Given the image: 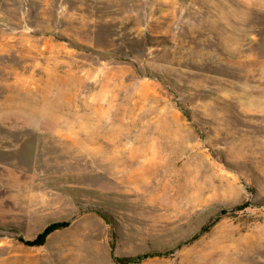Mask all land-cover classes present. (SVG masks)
<instances>
[{
	"label": "rangeland",
	"instance_id": "rangeland-1",
	"mask_svg": "<svg viewBox=\"0 0 264 264\" xmlns=\"http://www.w3.org/2000/svg\"><path fill=\"white\" fill-rule=\"evenodd\" d=\"M213 241L264 264V0H0V264Z\"/></svg>",
	"mask_w": 264,
	"mask_h": 264
},
{
	"label": "bare ground",
	"instance_id": "bare-ground-1",
	"mask_svg": "<svg viewBox=\"0 0 264 264\" xmlns=\"http://www.w3.org/2000/svg\"><path fill=\"white\" fill-rule=\"evenodd\" d=\"M158 187V186H157ZM166 187V186H165ZM164 187V188H165ZM152 188V187H151ZM155 189V188H154ZM166 189V188H165ZM190 188H188L189 190ZM192 189V188H191ZM148 190V189H147ZM164 190V189H163ZM187 190V191H188ZM153 191V189H152ZM168 191V190H167ZM159 192V191H158ZM174 192V191H173ZM189 192V191H188ZM192 192V190H191ZM197 192V191H196ZM151 193H154L151 192ZM198 193V192H197ZM147 194V193H146ZM157 194V193H156ZM160 194V193H159ZM177 194V193H176ZM188 194H191V193H188ZM152 195V194H151ZM175 195V194H174ZM186 195H187V192H186ZM185 195V196H186ZM203 195V194H202ZM179 196V194H178ZM183 196H184V193H183ZM188 196H191V195H188ZM199 196V195H198ZM180 197V196H179ZM187 197V196H186ZM33 198V197H32ZM37 198V197H35ZM176 198V197H175ZM178 198V197H177ZM176 198V199H177ZM183 198V197H182ZM185 198V197H184ZM183 198V199H184ZM197 198V197H196ZM195 198V200H196ZM198 199V198H197ZM206 199V198H205ZM36 200V199H34ZM40 200V199H39ZM37 200V201H39ZM181 200V199H180ZM189 200V199H188ZM194 199L193 200H189L188 203L185 202V204H182L181 207L182 208H172V210H168V214L169 215H166L164 212L162 213H158V215H163V216H166L167 218H161L160 219H152V218H148L147 219V224H148V228L150 230H153V231H156L155 233L156 234H165V233H168L170 232V230H172L173 228L176 227L177 225V222L179 220H181L182 218H184L186 216V213H188L187 211L188 210H191V208L194 206L195 201ZM187 201V200H186ZM199 201H200V198H199ZM34 202V201H33ZM36 202V201H35ZM34 202V203H35ZM180 202V201H179ZM39 203V202H38ZM37 203V204H38ZM20 204V203H18ZM198 204V203H197ZM36 205V204H35ZM158 206V205H157ZM39 207V206H38ZM155 207V206H154ZM177 207V205H176ZM153 208V207H152ZM194 208V207H193ZM162 209V208H161ZM167 210V209H166ZM32 211V210H31ZM152 211V210H151ZM158 211V210H157ZM154 212V211H153ZM191 212V211H190ZM155 213V212H154ZM191 214V213H190ZM136 216V215H135ZM158 217V216H157ZM171 217V219H170ZM134 222V221H133ZM139 222V221H138ZM131 224V223H130ZM181 224V223H180ZM142 226V225H141ZM132 227L134 228L135 226L132 225ZM139 227V226H138ZM220 227V226H219ZM132 228V229H133ZM177 229V228H176ZM220 230V229H219ZM140 231V230H139ZM223 231V230H222ZM221 232V231H220ZM147 233V232H145ZM206 235V234H205ZM208 235V234H207ZM150 236V235H149ZM223 237H225L226 235H223ZM205 237V236H204ZM227 237V236H226ZM233 237V236H232ZM162 238V237H161ZM210 238V237H209ZM228 238V237H227ZM205 239V238H204ZM236 239V238H235ZM203 240V239H202ZM209 240V239H208ZM224 240V239H223ZM249 240V238L247 239ZM198 244V242H196ZM201 243V242H199ZM224 243V241H223ZM195 244V243H194ZM218 244L217 242L213 241L210 243V246H205V248L203 249L202 247H200V249L202 248L203 250L201 251V253H197V254H187V253H183L182 254V260L181 262L183 264H188V263H191V264H195L197 263L198 261H204L205 264H219L221 260H224V259H231L233 261H238L240 264H244L245 260H246V255L244 252H241L240 251V248H238L236 251H234L233 253H227L224 249H220V250H217L215 248V245ZM236 244V243H235ZM193 245V244H192ZM205 245V244H204ZM197 247V246H196ZM7 249V248H5ZM188 249V248H187ZM232 249V248H231ZM195 250H193V253H194ZM199 251V252H200ZM184 252V251H183ZM198 252V251H197ZM166 258V257H164ZM159 259V258H158ZM169 259V258H168ZM163 260V259H162ZM167 260V258H166ZM248 260V259H247ZM165 261V259L163 260ZM171 261V260H170ZM169 261V262H170ZM168 262V260H167ZM259 262V261H258ZM162 263V262H161ZM160 263V264H161ZM159 264V263H158ZM164 264V263H163ZM224 264V263H223ZM260 264V263H259Z\"/></svg>",
	"mask_w": 264,
	"mask_h": 264
},
{
	"label": "trees",
	"instance_id": "trees-1",
	"mask_svg": "<svg viewBox=\"0 0 264 264\" xmlns=\"http://www.w3.org/2000/svg\"><path fill=\"white\" fill-rule=\"evenodd\" d=\"M55 228V225H50L43 232H41L34 240H28L31 244H42L45 242L48 234ZM131 260V258H129Z\"/></svg>",
	"mask_w": 264,
	"mask_h": 264
}]
</instances>
